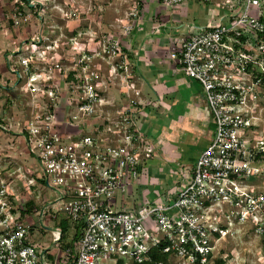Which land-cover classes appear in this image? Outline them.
Wrapping results in <instances>:
<instances>
[{
  "label": "built area",
  "instance_id": "built-area-1",
  "mask_svg": "<svg viewBox=\"0 0 264 264\" xmlns=\"http://www.w3.org/2000/svg\"><path fill=\"white\" fill-rule=\"evenodd\" d=\"M218 1V22L190 24L194 30L172 34L168 51L175 68L199 84L214 123L212 137L186 180L131 207L116 208V195L132 196L133 183L148 174L153 147L139 120L149 114V103L111 101L101 71L84 59L81 70L64 69L57 82L59 63L37 70L32 56L20 52L25 42L11 36L9 24L0 25L1 41L12 37V48L0 51V76L8 71L15 77L11 87L0 84L7 97L0 104V264H101L119 258L126 264H216L221 258L223 264L224 242L242 226L261 238L264 252V189L250 180L264 171V0ZM37 2L42 0L26 5L31 10ZM12 7L15 25L26 13L25 3L13 0ZM109 42L121 57L118 73L133 77L119 41ZM13 106L21 111L16 128ZM22 154L34 156L39 170L17 173L13 164ZM13 176L27 178L26 189L36 190V198L19 203ZM57 218L69 228L80 224L73 246L66 245L73 234L63 238ZM44 232L48 239L41 238ZM154 252L165 253L166 260L153 259Z\"/></svg>",
  "mask_w": 264,
  "mask_h": 264
},
{
  "label": "rangeland",
  "instance_id": "rangeland-1",
  "mask_svg": "<svg viewBox=\"0 0 264 264\" xmlns=\"http://www.w3.org/2000/svg\"><path fill=\"white\" fill-rule=\"evenodd\" d=\"M30 1V3H34L38 0ZM222 8L218 0H183L181 5H171V3L164 0H42V3H38L31 10L25 3L26 13L21 14V17H18V23L10 28L12 29L11 36H19L25 42L23 43L25 47L20 52H22V55L30 54L32 56L31 59L35 62L34 68L37 67V70L40 68L44 70L48 65H51L52 61L59 63V67L63 70V75L60 73L59 78H57L59 79L57 82H60L61 77L65 75L66 70L64 69L72 67L80 69V65H82L80 60L84 59L88 61L90 69L101 71V82L106 85L107 91V87H111L113 91V87H120L119 82L125 81L131 84L133 77L124 78L115 68V63H118L121 57L116 52L112 53L111 43L109 42L112 38L119 41L122 48L121 53L128 55L131 60L130 52L135 53L134 50L136 49V45L133 46L135 40L130 39L134 33L137 34L140 40L148 28L152 29L156 22H161L169 14L172 15L173 20L176 18L174 22L170 21L169 26L173 35H176L178 31L194 30L195 28L189 27L190 24L205 26L218 22ZM128 23L132 25L130 30H126ZM175 23L179 24L180 27H175ZM8 24L11 25L9 21ZM5 26L7 25L5 24ZM37 37L41 40L37 43L33 42L32 39ZM11 38H9V42H11ZM124 39H128V41ZM9 42L0 39V51H7L6 47L11 49L12 44ZM133 64L135 63L133 62ZM3 76L8 77L7 84L1 82ZM120 78L124 80H120ZM14 81L15 77L8 71H4L0 76V84L3 86L11 87ZM183 91L170 92V101L176 99L175 104L180 105L181 103L182 105L185 98ZM115 93L109 94H112L111 101L117 103L114 98ZM6 98L0 86V104ZM177 105L172 113L167 112L162 115L154 114L150 116L151 127L155 130L161 126L166 127L171 115H175L180 110ZM12 109L16 122H13L12 128H16L17 121L21 117V111H17L19 108H14V106ZM262 115L259 134H264V104ZM13 166L20 168L17 173L23 172V169L24 172H27L25 168L35 172L39 170L37 159L28 154L17 157ZM177 169L178 165L175 163L164 167H160V163L152 164L148 168V177L145 175L142 181L133 183L132 196H126L125 193L116 195L115 207H131L134 203L141 204L143 198L155 199V197H158V192H162L171 185L167 182V173L177 174ZM31 171L28 173H31ZM28 175L26 174L24 177ZM32 176L42 181L40 176H36V174ZM24 177L13 176L11 182V187L13 186L14 189L12 190L17 194L19 203L31 197L36 198L37 194L36 190L26 189L28 179ZM155 177H162L161 184L157 182L158 180ZM250 180L264 189V171L260 176H253ZM35 189L40 190L41 194L44 192L52 193L51 190L44 187H36ZM60 215L59 212L58 216ZM61 220L57 218L56 223L62 227ZM76 228L75 224L70 228L67 226V240L71 238ZM34 236L37 237L36 232ZM49 237L48 232H44L41 236L42 239H48ZM262 245L261 238L248 229V226L238 227L224 242L226 257L223 264H264ZM100 263L126 264L127 260L119 258L116 262L114 259H104Z\"/></svg>",
  "mask_w": 264,
  "mask_h": 264
},
{
  "label": "crops",
  "instance_id": "crops-1",
  "mask_svg": "<svg viewBox=\"0 0 264 264\" xmlns=\"http://www.w3.org/2000/svg\"><path fill=\"white\" fill-rule=\"evenodd\" d=\"M12 6L13 0H0L1 25H8V21L10 22ZM175 20L176 18L172 19V15H166L165 19L156 22L152 29L148 28L140 40L134 33L130 39L135 40L133 46L136 45V49L135 53L130 52V57L131 62L135 63L132 62L131 65L134 74L132 81L136 84L122 81L118 83L119 88L113 87V91L111 87H107L109 93L116 92L114 98L119 105L133 102L135 99L149 103V114L139 120L153 147V153L147 161L148 168L159 163L160 167L171 163L178 165L176 175L173 172L167 173V182L171 183L170 186L187 179L196 156L210 141L214 126L199 84L176 69L174 61L168 56L172 35L169 26L170 21ZM12 26L11 24L10 27ZM10 31L12 33L11 28ZM0 69H3V66L0 65ZM135 89L139 90L138 95L134 94ZM179 90H184L185 94L182 105L175 104L176 99L171 101V98L169 99L170 92ZM176 105L180 110L171 115L166 127L161 126L156 130L151 127L150 116L172 113ZM155 178L161 184L162 177Z\"/></svg>",
  "mask_w": 264,
  "mask_h": 264
},
{
  "label": "trees",
  "instance_id": "trees-1",
  "mask_svg": "<svg viewBox=\"0 0 264 264\" xmlns=\"http://www.w3.org/2000/svg\"><path fill=\"white\" fill-rule=\"evenodd\" d=\"M23 2L24 3H26L27 5H29V3H30V0H23ZM35 6H37V4H35ZM19 7L22 9V5H19ZM34 7V6H33ZM33 7H32V9H33ZM10 22H11V24H12V20L10 19ZM26 205L29 207V208H32L33 207V202H32V200H28L27 202H26ZM61 224L63 225L62 226V230H63V238H65L66 237V234H67V232H68V229H66L67 228V226H68V222H67V220H65V219H62L61 220ZM76 225V229H75V231H74V233H73V237H72V239L69 241H67L66 242V245H74V243H73V241L74 240H77V238L80 236V224L79 223H76L75 224ZM154 258L153 259H155V260H166V254L165 253H161V252H154ZM223 262V259H221V258H218V259H216V264H221ZM147 263H151L152 264V262H146V263H144V264H147Z\"/></svg>",
  "mask_w": 264,
  "mask_h": 264
}]
</instances>
